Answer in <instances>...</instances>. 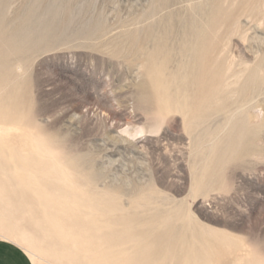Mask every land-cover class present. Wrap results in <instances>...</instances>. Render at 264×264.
<instances>
[{"label": "rangeland", "instance_id": "rangeland-1", "mask_svg": "<svg viewBox=\"0 0 264 264\" xmlns=\"http://www.w3.org/2000/svg\"><path fill=\"white\" fill-rule=\"evenodd\" d=\"M163 1L0 0L5 30L22 25L28 34L27 51L11 59L5 80L0 60V146L15 167L12 178L39 190L34 196L65 218L79 200L51 188H72L82 205L98 197L95 212L79 207L82 225L177 209V224L190 218L224 236L191 235L188 249H201L203 258L182 263L264 264V0H219L222 17L212 30L216 0ZM189 19L211 32L210 59L222 73L219 100L197 116L182 107L191 51L164 40L155 46L170 23ZM252 70L261 79L255 89ZM161 90L175 100L164 103ZM17 100L18 117L10 102ZM243 132L252 150L233 158L232 142ZM5 193L0 238L20 244L34 264H70V256L49 250L58 235L45 225L31 230L27 214L1 203ZM69 216L60 222L69 228L64 240L87 258L94 240L80 241L76 215Z\"/></svg>", "mask_w": 264, "mask_h": 264}, {"label": "bare ground", "instance_id": "bare-ground-1", "mask_svg": "<svg viewBox=\"0 0 264 264\" xmlns=\"http://www.w3.org/2000/svg\"><path fill=\"white\" fill-rule=\"evenodd\" d=\"M168 3L165 0L162 4ZM221 10L220 2L216 0L213 12L209 18V30L219 25L222 17ZM4 30L5 24L0 19V32H2L0 33V60L4 64L2 67L5 68V80L10 76L9 66L11 65V59L17 56L22 57L26 53L28 34L26 27L22 25L13 27L9 32ZM209 30L205 26L196 24L191 19L187 20L185 25L172 22L165 27L163 34L157 38L155 44L158 47L159 43L164 40V42H168L169 48H180L183 52L191 51L192 64L190 76L192 74V78L186 89L189 92V96H187L188 100L187 102H182V107L192 116H197L203 110L210 108L215 100L218 99L221 88L222 73L218 66L212 64L210 59L211 32ZM130 37L131 41L135 43L136 35L131 33ZM152 55L151 53L149 57ZM248 77L250 82L249 84L246 83L248 87L251 86V89H255L261 83V79H257L255 70H252ZM2 80H0V83ZM12 91L9 89L8 94L13 93ZM163 92L161 90L158 98H164V103L175 100V96L168 98ZM178 95L176 94V100ZM144 98L147 103L155 104V101L149 99L147 94ZM10 102L13 108L11 110L12 114L18 117L15 109L18 108L21 102L18 100ZM157 107L159 106L157 105ZM188 125L192 126L193 122L190 120ZM232 150L233 158H242L250 153L252 148L249 139H245L244 132L238 134L234 142H232ZM14 169L15 167L11 166L8 162L6 152L0 146V191L1 193L6 191L5 198L2 199L1 203H7L8 205L4 207L10 208L11 211L27 214L28 227L31 230L37 231L42 229L44 225L46 227L49 226L48 228L58 235V238L51 237L52 241L48 245L49 250L57 256L60 255L58 252L65 253L72 258V260L70 259L71 263L110 264V260H112L116 264H158L159 262H163L164 264H185L182 261H199L203 258L201 249H197L194 252L188 249V238L191 235H194L197 239H201L203 236L213 237L214 239L224 238L218 232L190 218H188L186 223L177 224L176 219L181 217V213L177 209H171L168 212L160 211L147 216H134L124 213L118 218L108 219L107 217L90 220L88 225H82L78 219L85 216L79 207L82 206L83 208L84 206L87 215L95 212L98 197L94 195L92 200L82 205L80 194L72 188H51L50 193L53 195L79 200L78 204H76L77 210L69 207L68 212L71 213L64 212L67 215V218H65L64 215H58V207L54 206V203L49 199L46 200L45 197L36 198L34 196L40 192L39 190L28 186L25 181H14L12 178ZM74 200L72 199V201ZM102 201L103 203L105 202L104 200ZM71 214L72 216L76 215V219L71 221L75 224L74 233L78 236L79 240H94L93 247L86 249L89 255H87V258L78 259V254L75 253L79 251V248L76 245L74 247L71 246L64 240V237L68 236L69 228L64 225V229H61L60 222L69 221L68 217ZM127 243H131L132 246L127 248ZM181 245L185 246L184 250L178 249ZM248 264H258V262L254 260L248 262Z\"/></svg>", "mask_w": 264, "mask_h": 264}, {"label": "crops", "instance_id": "crops-1", "mask_svg": "<svg viewBox=\"0 0 264 264\" xmlns=\"http://www.w3.org/2000/svg\"><path fill=\"white\" fill-rule=\"evenodd\" d=\"M0 264H34L28 253L18 243L0 238Z\"/></svg>", "mask_w": 264, "mask_h": 264}]
</instances>
